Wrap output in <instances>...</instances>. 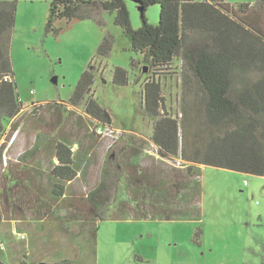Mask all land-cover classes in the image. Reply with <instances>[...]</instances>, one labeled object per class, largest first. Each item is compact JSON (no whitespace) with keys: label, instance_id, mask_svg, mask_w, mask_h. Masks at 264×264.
<instances>
[{"label":"trees","instance_id":"trees-1","mask_svg":"<svg viewBox=\"0 0 264 264\" xmlns=\"http://www.w3.org/2000/svg\"><path fill=\"white\" fill-rule=\"evenodd\" d=\"M135 2L142 9L138 28L131 26L126 0L49 2L45 32L57 33L54 25L57 20L90 19L108 12L127 38L129 49L139 56L140 75L144 68L153 69L150 76L143 78L141 98L152 123L150 138L159 163L153 169L135 164L133 157H139L142 152L137 145L125 144L122 153H108L103 160L100 182L88 191L86 199L95 208L92 216L97 220L199 217V211L188 210L192 200L197 202L199 193L196 177L200 167L195 163L264 176V0L255 5L236 6L225 0ZM152 4L159 5L156 24L145 17L147 7ZM15 9L16 0H0V140L6 131L13 128L12 134L19 125L12 119L23 107L10 57ZM113 42L111 34L103 36L66 101L68 105L82 107L97 125L103 126L112 125V118L94 97L98 67L93 65H99L109 55ZM175 58L181 61V107L179 113L172 115L166 108L155 68L167 66ZM129 73L125 67L114 66L112 83L128 84ZM133 81L137 83L138 77ZM64 103L45 105L59 113ZM64 110L68 115L73 112L66 107ZM9 122L11 125L6 129ZM91 133L99 138L94 130ZM4 144H0V154ZM36 148L37 144L33 152ZM127 148L130 153L125 151ZM140 148H145L144 142ZM54 156L57 163L50 169L53 177L50 192L57 199L65 194L67 183L76 178L78 166L71 143H54ZM164 158L180 159L183 163L161 165ZM132 199L140 204V210H125ZM108 212L114 214L108 216ZM89 228L90 239H94L93 223ZM201 233L198 227L193 235L196 243L200 242ZM3 249L4 245L0 244V251ZM0 264L5 263L0 259ZM134 264L152 263L136 254Z\"/></svg>","mask_w":264,"mask_h":264},{"label":"rangeland","instance_id":"rangeland-1","mask_svg":"<svg viewBox=\"0 0 264 264\" xmlns=\"http://www.w3.org/2000/svg\"><path fill=\"white\" fill-rule=\"evenodd\" d=\"M225 1L236 6L239 3L255 5L259 0ZM49 2L16 0L10 57L18 99L23 107L12 122L22 126H41L81 121L92 128L94 119L82 107L68 105L66 101L103 36L109 33L114 42L109 55L99 65H93V68L98 67L93 89L94 97L110 113L112 125L121 136L112 149L107 153L102 151L100 155L105 159L108 153H122L121 147L130 145L128 141L142 139L148 148L142 162L153 166L154 160L150 158L154 151L150 138L152 123L147 118L141 98L143 78L150 76L153 69L144 68L143 75H140L137 71L139 56L129 49L127 38L108 12L93 16L95 19L57 20L54 25L58 32H45ZM126 6L131 26L138 28L142 21L137 3L126 0ZM158 16L159 5H149L145 11L147 21L156 24ZM131 59H134L132 66ZM114 66L129 69L128 84L119 86L112 83ZM155 71L162 84L166 108L172 115L179 113L180 59L175 58L167 66L155 68ZM137 77L136 83L133 79ZM60 102H65V106L59 113L52 106L45 105ZM64 107L73 112L68 115ZM12 129L6 131L0 141L8 142ZM24 134L21 130L16 134L17 147L25 143ZM126 135L135 137L127 139ZM6 154L2 169L9 166L10 149ZM173 162L176 165L183 163L180 159L164 158L161 165H172ZM195 166L200 167L196 177L199 193L197 202L192 200L188 210L193 213L199 211V217L193 215L185 220H97L92 222L94 239L82 246L86 259L91 258L92 264H134V256L138 254L152 264H264V176L196 163ZM101 169L102 166L97 172L99 178ZM0 173L3 178L0 185L9 184V178L4 172ZM5 188L6 191L0 195V211L5 204L11 203L9 187ZM107 214L112 216L114 213ZM198 227L202 233L200 242L196 243L193 235Z\"/></svg>","mask_w":264,"mask_h":264},{"label":"crops","instance_id":"crops-1","mask_svg":"<svg viewBox=\"0 0 264 264\" xmlns=\"http://www.w3.org/2000/svg\"><path fill=\"white\" fill-rule=\"evenodd\" d=\"M10 125L11 122L6 129ZM20 130L25 133V143L17 147L15 139L11 143L5 142L0 154L1 157L7 155L10 149L8 167L2 169L0 157V172L9 178V184L0 185V195L6 191L5 187H9L11 200L0 211V244L4 245L0 259L5 264H92V259H86L82 246L90 242L89 227L97 219H93L95 208L86 196L100 182L97 172L104 159L100 154L108 150L91 133L93 126L91 128L85 123L18 125L14 132ZM125 137L132 139L135 136ZM57 141L72 144L78 174L67 183L65 194L56 199L50 192V182H53L50 169L57 163L54 156V143ZM134 141L127 143L137 145L142 153L133 157V162L153 169L158 163V156L151 153L153 166L143 164L148 148L146 144L145 148H140L144 142L142 139ZM35 144L37 148L33 152ZM172 165L180 166V163ZM0 179H3L2 173ZM85 188L89 190L86 192ZM127 206V211L140 210V204L133 199L127 202Z\"/></svg>","mask_w":264,"mask_h":264},{"label":"built area","instance_id":"built-area-1","mask_svg":"<svg viewBox=\"0 0 264 264\" xmlns=\"http://www.w3.org/2000/svg\"><path fill=\"white\" fill-rule=\"evenodd\" d=\"M93 130L96 133V135L99 137V139L103 142L107 150L110 149L119 140L121 136V133L117 131V129L112 125H104V126L97 125L95 122ZM16 134H17L16 132H13L11 134V137L8 140L9 143L14 141V139L16 138ZM5 159H6L5 155L4 156L2 155V162H4L3 160Z\"/></svg>","mask_w":264,"mask_h":264},{"label":"water","instance_id":"water-1","mask_svg":"<svg viewBox=\"0 0 264 264\" xmlns=\"http://www.w3.org/2000/svg\"><path fill=\"white\" fill-rule=\"evenodd\" d=\"M132 1H136V0H132ZM138 9H139L140 11H142L141 7H139V6H138Z\"/></svg>","mask_w":264,"mask_h":264}]
</instances>
